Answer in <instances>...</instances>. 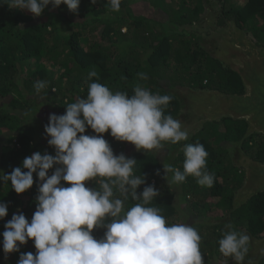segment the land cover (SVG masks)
<instances>
[{
  "label": "trees",
  "instance_id": "16d2710c",
  "mask_svg": "<svg viewBox=\"0 0 264 264\" xmlns=\"http://www.w3.org/2000/svg\"><path fill=\"white\" fill-rule=\"evenodd\" d=\"M212 1L220 6V19L231 20L238 29L264 44V0H121L119 12L110 11L107 0H98L95 5L90 0H80L75 13L61 4L53 8L55 12H49L52 6H47L39 17L27 10L10 8L9 0H0V171L9 174L36 151L55 155L44 130L49 114L62 115L66 102L86 96L87 76L92 69L99 74L98 82L113 91L131 94L140 83L153 93L171 95L165 115L171 114L174 119L182 112V100L177 94L181 88L242 94L239 76L211 57L196 30L191 29ZM136 5L148 6V11L158 12L160 19L135 12ZM140 72L147 73L149 79L141 81L137 75ZM38 80L48 82L39 94L33 87ZM245 131L244 122L231 124V128L206 122L200 133L180 142L204 145L208 171L215 175L211 188L200 186L192 176L181 184L166 182L163 164L183 170V151L168 153L160 163L152 154L130 153L135 146L129 147V142L117 141L109 133L103 135L115 155L123 153L136 159L134 174L146 178L145 185L137 189L138 194L145 186L154 185L160 195L151 206L160 208L168 222H182L178 203L185 204L184 210L198 218L191 225L202 237L200 250L205 264H234L218 251L226 223L250 236L249 252L253 242L264 237V192L245 201L234 200L244 176L229 162L228 146L239 143L243 150L249 149L253 159L264 162V143L258 141L259 134L256 138L245 137ZM85 134L95 133L88 128ZM165 145L170 150L175 146ZM33 177L32 188L21 194L15 193L10 181L7 189L0 181V202L8 205L7 216L0 220V264H17L21 253L36 252L32 240L7 258L2 246L4 225L12 215L22 212L30 221L36 209L38 178L35 173ZM86 187L97 185L87 181ZM207 196L215 202L207 203ZM222 210L225 216L219 213ZM104 231L95 229L93 235L100 239ZM248 254L245 260L249 259ZM252 262L264 264V255Z\"/></svg>",
  "mask_w": 264,
  "mask_h": 264
},
{
  "label": "clouds",
  "instance_id": "9594fccd",
  "mask_svg": "<svg viewBox=\"0 0 264 264\" xmlns=\"http://www.w3.org/2000/svg\"><path fill=\"white\" fill-rule=\"evenodd\" d=\"M90 3L95 5L98 0ZM61 4L75 13L80 0H9L7 3L10 8L27 10L34 17L41 16L49 5L57 8ZM107 5L110 11L119 12L121 0H107ZM137 75L141 81L149 79L147 73ZM87 79L86 96L66 102L62 115L49 114L44 129L55 155L36 151L9 174L0 171L5 189L10 181L17 194L32 188L34 173L38 178L36 209L31 220L20 212L4 225L5 257L20 252V246L32 240L35 254L21 253L17 264H205L198 229L188 223L168 222L160 208L151 206L160 195L154 185L145 186L138 194L137 189L145 185L146 178L134 174L136 159L123 153L115 155L103 135L109 133L115 140L129 142L137 151L149 154L164 147L165 159L168 153L176 155L183 151V170L163 164L166 182L181 184L192 176L200 186L211 188L215 175L208 171L204 145L180 144L200 133L203 127L197 130L182 119L183 101L182 112L176 119L171 114L165 115L171 95L153 93L140 83L132 88L131 94L113 91L98 82L95 69L88 72ZM33 87L39 94L48 87V82L38 80ZM185 90L188 89L178 90L179 98ZM88 128L95 134H85ZM252 134L260 133L245 137ZM258 141L264 143L262 139ZM165 144L175 146L170 150ZM156 174L160 175V171ZM87 181H95L97 187H86ZM7 214L8 205L0 202V220ZM101 228L105 229L103 237L97 239L93 231ZM249 247L248 234L231 223L224 225L218 240V251L223 257L244 264ZM263 255L264 250L260 256Z\"/></svg>",
  "mask_w": 264,
  "mask_h": 264
},
{
  "label": "water",
  "instance_id": "95a60500",
  "mask_svg": "<svg viewBox=\"0 0 264 264\" xmlns=\"http://www.w3.org/2000/svg\"><path fill=\"white\" fill-rule=\"evenodd\" d=\"M224 37L225 42L211 47L213 57L239 76L243 93L239 95L211 90L181 91L184 96L181 95L180 98L185 108L182 119L188 125L196 122L194 128L201 130L205 122L229 117L244 121L248 133L264 135V47L237 27L224 34ZM240 163L246 169L240 198L247 199L255 193L264 192V164L248 158H243ZM262 250L264 237L253 242L248 257L256 260Z\"/></svg>",
  "mask_w": 264,
  "mask_h": 264
},
{
  "label": "rangeland",
  "instance_id": "374dc122",
  "mask_svg": "<svg viewBox=\"0 0 264 264\" xmlns=\"http://www.w3.org/2000/svg\"><path fill=\"white\" fill-rule=\"evenodd\" d=\"M213 3H215V2L212 1L211 4L207 5L208 9H207L205 15L200 19V21L198 23H196V25H194L191 28L193 30H196V33L200 36V42H201L202 46L204 47L205 51L211 57L214 56L213 55L214 52H213L211 47H215L216 45L218 46L220 43L222 44L223 42H225L224 34H226L229 31L228 28H227L228 25L231 26L232 30H234L235 27H236L235 24L230 23L231 20H227L225 18L220 19V13H221L220 12V6L218 4H216V3L215 4H213ZM49 7H51V5H49ZM144 7L136 5L134 7V10H135V12H137L139 14H141V13L148 14L149 13L150 16H152V15L155 16V19H160V15L157 14L158 12L156 13V11H154V10L153 11L152 10L148 11V6H146V5H144ZM48 11L49 12H55V9L49 8ZM220 21L224 22V25H219L218 22H220ZM214 30L216 31V35L213 33ZM259 43L261 44V46H264V44L262 42H259ZM222 50L227 51L226 49H222ZM219 62L222 64L221 61H219ZM181 95L184 96L183 92H180V97H181ZM220 119H222V118H220ZM231 124H233V122L230 121L229 119H227V120L222 119L221 122H217L216 123V125H222L225 128H231ZM189 125H191L192 127H194V126L196 127V122H192ZM253 137L256 138L257 135L253 134ZM131 146H134V145L130 144L129 147H131ZM238 147H239V143L238 144H232V145L228 146L227 149L230 150L229 151L230 156H228V158L229 159H231V158L233 159V160L231 159V161L229 160L230 163H235V161H234L235 160V154L237 153L236 149ZM134 152H140V153L145 152V153H147L144 150L137 151L136 149L134 151H131L130 153H134ZM150 153L154 154L155 157L160 162H163L165 160L166 150H165L164 147L162 149H159V150H153ZM243 153L246 154L247 156H250L249 149H245L243 151ZM245 158L247 159V157H245ZM245 178H246V175H245ZM245 178L243 179V182H244ZM259 181H260V184H261L262 183L261 180H259ZM217 182H220V181L217 180ZM243 182H242V185L240 186V188L237 191H235V193H234V199L237 200V201H239V200L244 201L245 200V198H240V196H239V194L241 193V190L243 188ZM206 201H207V203H210V202L214 203L215 199H210V197L207 196ZM175 202H177V200ZM178 204H180V206H181L180 207L181 209L179 211V216L181 217V221L182 222L189 223V224H194V223H196V221H199L198 218H194V216L190 212H187V210L186 211L184 210L185 204H183V205H181V203H178ZM181 210H183V211H181ZM182 213H185V214H182ZM219 213L222 214L223 216L226 215V214H224L223 210H222V213H221V211H219ZM252 260L253 259L249 258V259L244 261V264H255L257 262V261L256 262H252Z\"/></svg>",
  "mask_w": 264,
  "mask_h": 264
},
{
  "label": "flooded vegetation",
  "instance_id": "af4514ba",
  "mask_svg": "<svg viewBox=\"0 0 264 264\" xmlns=\"http://www.w3.org/2000/svg\"><path fill=\"white\" fill-rule=\"evenodd\" d=\"M228 30L229 31H233L232 29H231V26L230 25H228ZM227 30V31H228ZM215 35H216V31L214 30V32H213ZM218 34V33H217ZM219 36V35H218ZM247 36H249V34H247ZM250 37V36H249ZM253 135V134H252ZM259 138H261L263 141H264V135L263 134H259V136H258ZM236 151H237V153L235 154V163H233V165L238 169V172L239 173H243V176H244V178H245V175H246V169L241 165V160L243 159V158H245V157H247L248 159H250V160H253V161H255V162H258V163H260V164H264V162H262V161H259V160H257V159H253L251 156H247L246 154H244L243 153V149H242V147L240 146V147H238L237 149H236ZM241 159V160H240ZM233 160V159H232ZM235 200V199H234ZM245 201V200H244ZM237 203V202H236Z\"/></svg>",
  "mask_w": 264,
  "mask_h": 264
},
{
  "label": "crops",
  "instance_id": "0c3cea01",
  "mask_svg": "<svg viewBox=\"0 0 264 264\" xmlns=\"http://www.w3.org/2000/svg\"><path fill=\"white\" fill-rule=\"evenodd\" d=\"M234 73V72H233ZM240 79V78H239ZM241 81V80H240ZM211 91H214V90H211ZM225 118V117H224ZM224 118H222V119H224ZM226 118H228L229 120H231L232 122H233V124H236L237 122H244V121H241V120H233V119H231V118H229V117H226ZM222 119H217L215 122H218V121H221ZM211 122H213V121H211ZM206 123V122H205ZM245 123V122H244ZM245 125H246V123H245ZM248 134H250V133H248L247 132V127H246V131H245V135L247 136Z\"/></svg>",
  "mask_w": 264,
  "mask_h": 264
}]
</instances>
